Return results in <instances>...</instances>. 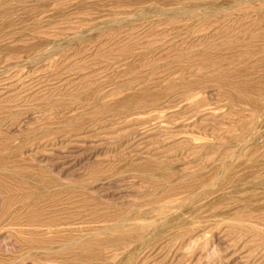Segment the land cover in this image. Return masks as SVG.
Wrapping results in <instances>:
<instances>
[{"label":"rangeland","instance_id":"obj_1","mask_svg":"<svg viewBox=\"0 0 264 264\" xmlns=\"http://www.w3.org/2000/svg\"><path fill=\"white\" fill-rule=\"evenodd\" d=\"M262 1L0 0V264H264Z\"/></svg>","mask_w":264,"mask_h":264},{"label":"bare ground","instance_id":"obj_2","mask_svg":"<svg viewBox=\"0 0 264 264\" xmlns=\"http://www.w3.org/2000/svg\"><path fill=\"white\" fill-rule=\"evenodd\" d=\"M264 1V0H263ZM262 1V2H263ZM239 2V1H238ZM241 2V1H240ZM220 3V2H219ZM239 4V3H238ZM253 5V4H252ZM247 7V6H246ZM253 11V10H252ZM260 11H261V9H260ZM206 16V15H205ZM254 21H256L255 19H254ZM251 24V23H250ZM258 25V24H257ZM250 27V26H249ZM251 30V29H250ZM263 30V29H262ZM252 31V30H251ZM259 32V31H258ZM226 33V32H225ZM252 33V32H251ZM257 33V32H256ZM214 36V35H213ZM219 36V35H218ZM255 36V35H254ZM261 38V37H260ZM258 41V40H257ZM239 44V43H238ZM253 44V43H252ZM232 47V46H231ZM227 49H228V47H227ZM234 49V48H233ZM264 51V50H263ZM211 53V52H210ZM260 54H262V53H260ZM207 55V54H206ZM209 55V54H208ZM207 55V56H208ZM262 56V55H261ZM259 57V56H258ZM253 58V57H252ZM257 58V57H256ZM250 59V58H249ZM264 59V58H263ZM254 60H255V58H254ZM261 61H263V60H261ZM251 62V61H250ZM249 62V63H250ZM259 63V62H258ZM262 63V62H261ZM241 67V66H240ZM243 67V66H242ZM250 67V66H249ZM251 67H252V65H251ZM262 67H263V64H262ZM246 69V68H245ZM248 69H250V68H248ZM252 69V68H251ZM247 70V69H246ZM231 72V71H230ZM250 74V73H249ZM248 74V75H249ZM240 75V74H239ZM244 75V74H243ZM235 78H237V77H235ZM244 78V77H243ZM261 79H262V77H261ZM264 79V78H263ZM220 80V79H219ZM243 80V79H242ZM251 80V79H250ZM260 80V79H259ZM221 81V80H220ZM233 81V80H232ZM241 81V80H240ZM246 82V81H245ZM252 82V81H251ZM227 83H229V82H227ZM233 83V82H232ZM238 83V82H237ZM240 83V82H239ZM246 83H248V82H246ZM245 83V84H246ZM243 85V84H242ZM257 85V84H256ZM255 85V86H256ZM135 87V86H134ZM244 87V86H243ZM253 88V87H252ZM240 91H241V89H240ZM252 91V90H251ZM242 92H243V90H242ZM244 92H247V91H244ZM243 92V93H244ZM252 93H254L253 91H252ZM256 93V92H255ZM252 95V94H251ZM245 98V97H244ZM264 99V98H263ZM261 103V102H260ZM264 103V102H263ZM250 105V104H249ZM246 106H248V105H246ZM251 106H252V104H251ZM253 110H254V108H252ZM261 113V112H260ZM261 115V114H260ZM258 127H260V126H258ZM262 128H264V127H262ZM260 128H258V130H259ZM257 130V131H258ZM251 131H254V130H251ZM264 132V131H263ZM253 137V136H252ZM247 140H250V139H247ZM247 140H245V142H246V144H247ZM245 142H244V144H245ZM245 144V145H246ZM241 145V144H240ZM248 146V145H247ZM240 147V146H239ZM257 154V153H256ZM261 162V161H260ZM264 162V161H263ZM259 163V162H258ZM259 170V169H258ZM240 173V172H239ZM261 182H263V180L261 181ZM236 184V183H235ZM168 185V184H167ZM248 186V185H247ZM256 186V188H254V189H257V191L260 193V195H263L264 196V183H257V185H255ZM243 188V187H242ZM241 189V188H240ZM249 189H250V187H249ZM225 192V191H224ZM230 192V191H229ZM231 193V192H230ZM221 194V193H220ZM220 194H219V196H220ZM224 194V193H223ZM222 194V195H223ZM227 194H228V192H227ZM231 194H233V193H231ZM255 197V196H254ZM214 198V197H213ZM212 199V198H211ZM211 199H209L210 201H211ZM215 199V198H214ZM213 201V200H212ZM240 204V203H239ZM204 207V206H203ZM255 208H256V206H255ZM202 209V208H201ZM194 210V209H193ZM240 211H242V210H240ZM197 212V211H196ZM195 213V212H194ZM185 217V216H184ZM198 219V218H197ZM193 221H194V218L192 219ZM191 220V221H192ZM199 220V219H198ZM196 221V220H195ZM189 222V221H188ZM240 223V222H239ZM241 223H242V221H241ZM246 223H248V221L246 222ZM250 224V223H249ZM88 225V224H87ZM69 227H71V226H69ZM148 227V226H147ZM255 227H257L256 225H255ZM32 228H34V227H32ZM52 229V228H51ZM9 230V229H8ZM22 230V229H21ZM35 230V229H34ZM46 230H47V228H46ZM28 231V230H27ZM101 231H103V230H101ZM157 231V230H156ZM150 232V231H149ZM153 233H155V232H153ZM94 234H96V233H94ZM93 234V232H92V234L91 235H94ZM146 234V233H145ZM151 234V233H150ZM149 234V235H150ZM88 236V235H87ZM146 236H148V235H146ZM154 236V235H153ZM86 237V236H85ZM155 238V237H154ZM76 241V240H75ZM71 242H73V239H72V241ZM74 243V242H73ZM72 244V243H71ZM67 245H68V243H67ZM63 248V247H62ZM52 249V248H51ZM121 253V252H120ZM118 261V260H117ZM116 262V261H115ZM119 262V261H118ZM100 264V263H99ZM116 264V263H115Z\"/></svg>","mask_w":264,"mask_h":264}]
</instances>
